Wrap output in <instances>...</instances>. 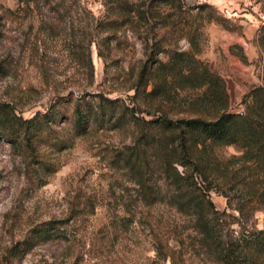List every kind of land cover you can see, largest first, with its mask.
<instances>
[{"label": "rangeland", "instance_id": "obj_1", "mask_svg": "<svg viewBox=\"0 0 264 264\" xmlns=\"http://www.w3.org/2000/svg\"><path fill=\"white\" fill-rule=\"evenodd\" d=\"M53 4L64 8L0 0V264H211L188 236V217L167 202L143 205L124 167L129 148L163 136L145 121L197 116L203 107L192 103L205 88L175 81L160 99L147 92L164 74L152 73L140 91L138 77L152 55L191 51L225 79L231 110L245 111L247 95L264 87V0ZM78 103L91 114L81 131ZM242 153L235 145L205 151L200 180L207 184L208 170L209 182L229 181L209 183L221 210L227 198L218 190L234 187ZM255 221L264 228V211ZM44 228L52 235L28 249Z\"/></svg>", "mask_w": 264, "mask_h": 264}, {"label": "trees", "instance_id": "obj_2", "mask_svg": "<svg viewBox=\"0 0 264 264\" xmlns=\"http://www.w3.org/2000/svg\"><path fill=\"white\" fill-rule=\"evenodd\" d=\"M36 1L19 0V6L28 10ZM45 1L50 11L64 8L63 4H53L55 0ZM199 7L204 11L210 5ZM189 40L196 46L194 38ZM240 55L245 61V53ZM157 70L164 75L147 92L148 96L168 100L171 84L178 81L183 89L205 88L198 102L192 103L203 108L197 116L188 119L173 120L163 114L156 120L145 121L162 129L163 138L154 142L148 138L143 148L137 143V147L125 152L124 167L129 172V181L135 185L137 199L147 207L167 202L188 217L193 234L188 236L197 241L211 264H264V228H258L255 221L256 212L264 211V87L247 95L251 100L245 111L234 112L225 79L195 58L191 51H176L167 61L150 56L139 73V91ZM75 112L77 129L84 130L83 123H87L91 114L80 103ZM33 121L24 120L27 124ZM214 145H235L243 151L233 164L234 187L229 191L218 190L227 198L224 210L212 199L209 183L220 181L217 184L221 188L229 185V181L219 176L218 181L209 182L207 170V184H204L197 174L204 170L205 151L208 154V148ZM207 156L208 166L215 158L211 160L210 153ZM239 185L243 186L238 189ZM136 215L131 211L133 218ZM51 231L52 228L38 230L35 236L39 240L25 241L28 249L51 236Z\"/></svg>", "mask_w": 264, "mask_h": 264}]
</instances>
